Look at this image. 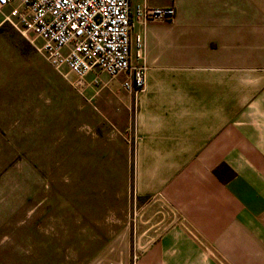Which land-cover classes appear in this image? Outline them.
Wrapping results in <instances>:
<instances>
[{
  "label": "rangeland",
  "instance_id": "obj_1",
  "mask_svg": "<svg viewBox=\"0 0 264 264\" xmlns=\"http://www.w3.org/2000/svg\"><path fill=\"white\" fill-rule=\"evenodd\" d=\"M140 6L131 0L134 65L140 62L138 37L146 57L145 23L166 29L185 24L204 26L201 34L213 41L205 39L200 52L220 60L200 64V87L238 90L242 74L264 72V64H250L264 61V49L246 54L250 43L241 41L245 27L264 30V0H172L173 17L147 22L138 16ZM230 25L239 32L236 46L222 45L225 38L217 35ZM39 45L32 34L25 38L0 26V264H136L148 244L139 239L141 222L151 226L175 215L157 192L140 196V137L125 76H104L108 84L102 87L90 85L89 77L81 90L72 74L62 75L46 61ZM230 57L236 63L227 62ZM167 83L158 82L161 88Z\"/></svg>",
  "mask_w": 264,
  "mask_h": 264
},
{
  "label": "crops",
  "instance_id": "obj_2",
  "mask_svg": "<svg viewBox=\"0 0 264 264\" xmlns=\"http://www.w3.org/2000/svg\"><path fill=\"white\" fill-rule=\"evenodd\" d=\"M171 2L132 0L154 8ZM146 25V89L137 98L128 91L140 137L138 190L157 192L175 216L141 222L139 239L148 244L136 264H264V72L242 74L238 90L200 87V64L220 63L201 53L213 39L203 37L204 26ZM250 27L241 40L250 43L246 54L264 49V30ZM220 32L222 45L241 43L237 26ZM179 65L186 72L178 73ZM181 78L190 81L186 87L176 83Z\"/></svg>",
  "mask_w": 264,
  "mask_h": 264
},
{
  "label": "built area",
  "instance_id": "obj_3",
  "mask_svg": "<svg viewBox=\"0 0 264 264\" xmlns=\"http://www.w3.org/2000/svg\"><path fill=\"white\" fill-rule=\"evenodd\" d=\"M144 22L171 18L172 8H138ZM0 26L8 24L23 37L34 35L35 46L60 74L68 71L83 90L102 87L124 75L122 82L135 98L146 89L143 42L137 38L140 60L133 64L131 0H0ZM106 76L105 83L102 77Z\"/></svg>",
  "mask_w": 264,
  "mask_h": 264
}]
</instances>
